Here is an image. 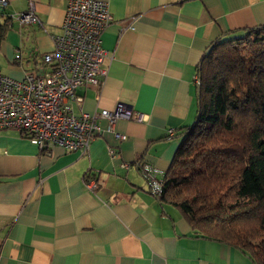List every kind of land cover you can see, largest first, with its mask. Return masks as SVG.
I'll return each mask as SVG.
<instances>
[{
  "label": "crops",
  "instance_id": "0c3cea01",
  "mask_svg": "<svg viewBox=\"0 0 264 264\" xmlns=\"http://www.w3.org/2000/svg\"><path fill=\"white\" fill-rule=\"evenodd\" d=\"M100 1L112 17L101 37L107 76L98 89H79L82 102H71V111L92 115L122 103L143 121H115L126 139L104 133L83 154L57 146L44 153L18 131L0 129V264H253L232 246L200 238L161 205L137 165L168 171L178 136L196 117L206 49L264 26V0ZM67 3L7 0L6 16L32 6L41 24L19 27L12 19L0 47L6 76L22 80L53 49ZM99 125L104 131L107 122ZM108 149L118 155L110 158ZM88 177L95 192L85 188Z\"/></svg>",
  "mask_w": 264,
  "mask_h": 264
},
{
  "label": "trees",
  "instance_id": "16d2710c",
  "mask_svg": "<svg viewBox=\"0 0 264 264\" xmlns=\"http://www.w3.org/2000/svg\"><path fill=\"white\" fill-rule=\"evenodd\" d=\"M11 18L0 10V47ZM210 44L197 67L196 117L162 194L190 229L264 264V26Z\"/></svg>",
  "mask_w": 264,
  "mask_h": 264
},
{
  "label": "built area",
  "instance_id": "2783aa9c",
  "mask_svg": "<svg viewBox=\"0 0 264 264\" xmlns=\"http://www.w3.org/2000/svg\"><path fill=\"white\" fill-rule=\"evenodd\" d=\"M7 0H0L3 10ZM19 27L40 25L32 6L11 17ZM107 3L100 0H68L61 32L52 36L53 49L37 57L38 65L26 71L22 80L0 73V129L16 130L41 152L60 147L67 152L86 153L97 136L110 133L116 140L125 135L114 131L117 120L141 122L142 116L125 104L118 103L111 111L101 110L92 115L72 113L71 102L80 104L79 89L100 88L107 76V54L102 49L101 37L111 22ZM10 23V27H11ZM14 59L20 60V50ZM197 81V79H196ZM106 121L102 131L99 121ZM169 135H173L169 131ZM110 158L118 155L108 149ZM128 169L129 165L121 164ZM149 192L154 197L162 194L164 174L146 164L137 165ZM85 188L95 192V178H87Z\"/></svg>",
  "mask_w": 264,
  "mask_h": 264
},
{
  "label": "rangeland",
  "instance_id": "374dc122",
  "mask_svg": "<svg viewBox=\"0 0 264 264\" xmlns=\"http://www.w3.org/2000/svg\"><path fill=\"white\" fill-rule=\"evenodd\" d=\"M0 72L7 74L9 72L8 61L4 59V56L0 53Z\"/></svg>",
  "mask_w": 264,
  "mask_h": 264
}]
</instances>
